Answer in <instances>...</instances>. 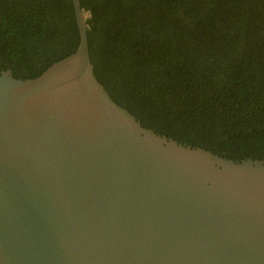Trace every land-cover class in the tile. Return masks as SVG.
I'll use <instances>...</instances> for the list:
<instances>
[{"label": "water", "instance_id": "obj_1", "mask_svg": "<svg viewBox=\"0 0 264 264\" xmlns=\"http://www.w3.org/2000/svg\"><path fill=\"white\" fill-rule=\"evenodd\" d=\"M76 50L0 70V264H264V160L145 127Z\"/></svg>", "mask_w": 264, "mask_h": 264}, {"label": "trees", "instance_id": "obj_2", "mask_svg": "<svg viewBox=\"0 0 264 264\" xmlns=\"http://www.w3.org/2000/svg\"><path fill=\"white\" fill-rule=\"evenodd\" d=\"M92 62L145 127L264 160V0H81ZM80 40L73 0H0V70L34 78Z\"/></svg>", "mask_w": 264, "mask_h": 264}, {"label": "rangeland", "instance_id": "obj_3", "mask_svg": "<svg viewBox=\"0 0 264 264\" xmlns=\"http://www.w3.org/2000/svg\"><path fill=\"white\" fill-rule=\"evenodd\" d=\"M87 16H88V14H87Z\"/></svg>", "mask_w": 264, "mask_h": 264}]
</instances>
